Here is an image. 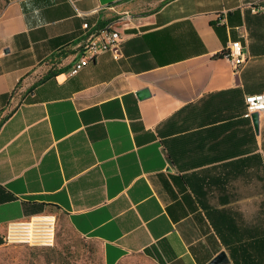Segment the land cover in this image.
<instances>
[{
  "label": "crops",
  "instance_id": "1",
  "mask_svg": "<svg viewBox=\"0 0 264 264\" xmlns=\"http://www.w3.org/2000/svg\"><path fill=\"white\" fill-rule=\"evenodd\" d=\"M137 1L9 0L0 12V248L10 222L57 210L103 264L161 244L163 264L222 251L225 264H259L264 111L245 117L244 98L264 92V11L251 10L264 0ZM84 23L118 30L122 55L71 75ZM236 40L246 61L233 76L218 55Z\"/></svg>",
  "mask_w": 264,
  "mask_h": 264
},
{
  "label": "built area",
  "instance_id": "2",
  "mask_svg": "<svg viewBox=\"0 0 264 264\" xmlns=\"http://www.w3.org/2000/svg\"><path fill=\"white\" fill-rule=\"evenodd\" d=\"M256 13L264 11V5L253 6ZM82 54L69 70L75 75L86 67L91 60L102 53H110L113 58L121 57L123 37L118 30L109 27H91L83 24ZM223 56L227 59L233 76H237L246 61V53L240 40L231 41ZM245 117L250 118L254 113L264 111V92L246 95ZM55 217L49 213L33 215L26 219L12 221L7 225L4 243H26L30 245L52 246L55 241Z\"/></svg>",
  "mask_w": 264,
  "mask_h": 264
},
{
  "label": "rangeland",
  "instance_id": "3",
  "mask_svg": "<svg viewBox=\"0 0 264 264\" xmlns=\"http://www.w3.org/2000/svg\"><path fill=\"white\" fill-rule=\"evenodd\" d=\"M9 0H0V12ZM159 0L137 1L131 10L147 12L150 2ZM127 5V4H126ZM131 5V4H130ZM132 11V12H133ZM131 14V11L129 12ZM47 213L55 217V241L52 246L30 245L26 243L5 244L0 248V264H103L99 245L92 240L79 236L64 215L57 210ZM260 223V222H259ZM232 255L233 252H231ZM255 261L264 264V252L258 251ZM247 264L249 254L243 259ZM121 264H159L145 255H136Z\"/></svg>",
  "mask_w": 264,
  "mask_h": 264
},
{
  "label": "trees",
  "instance_id": "4",
  "mask_svg": "<svg viewBox=\"0 0 264 264\" xmlns=\"http://www.w3.org/2000/svg\"><path fill=\"white\" fill-rule=\"evenodd\" d=\"M4 9V8H3ZM102 28L103 26H97ZM224 52L220 53L218 56H223ZM161 250L159 251L156 247L147 248L145 249V256L149 257L150 259L158 262L159 264H163V256L164 254L166 257L171 258L173 255L170 253V250L167 246L161 244Z\"/></svg>",
  "mask_w": 264,
  "mask_h": 264
},
{
  "label": "water",
  "instance_id": "5",
  "mask_svg": "<svg viewBox=\"0 0 264 264\" xmlns=\"http://www.w3.org/2000/svg\"><path fill=\"white\" fill-rule=\"evenodd\" d=\"M134 16H139V15H133L131 17H134ZM138 96L140 98H145V97H148L149 96V91L147 89H144L142 91H139V93H137ZM228 262V258L226 256V253L225 252H220L217 256H215L209 264H225Z\"/></svg>",
  "mask_w": 264,
  "mask_h": 264
}]
</instances>
